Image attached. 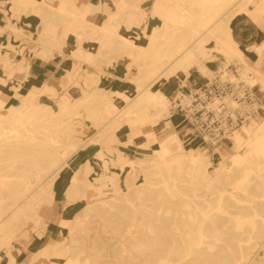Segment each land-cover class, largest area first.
I'll return each instance as SVG.
<instances>
[{
  "label": "bare ground",
  "instance_id": "6f19581e",
  "mask_svg": "<svg viewBox=\"0 0 264 264\" xmlns=\"http://www.w3.org/2000/svg\"><path fill=\"white\" fill-rule=\"evenodd\" d=\"M149 2L151 8L143 11L142 7ZM251 2L255 6L253 12L249 9ZM260 3L261 0L1 2L4 25H0V35L7 34V39L0 43V166L4 164L10 171L18 172L0 174V185L7 190L8 201L4 207L0 205V260L17 264L14 256L20 252L17 249L13 253L16 250L13 242H19L20 235L26 240L32 235L41 239L46 222L34 220L29 224L25 220L38 207L48 209L60 188L64 187L68 206L74 203L76 195L87 204L103 205L106 198L125 190V172L133 168L142 175L166 173L169 180L165 179L164 183L173 187L176 194L187 190L194 195L201 194L197 196L201 206L195 207L198 212L189 214L191 222L186 224L185 234L192 237V242L185 249V255L192 257L190 262L181 264H264L260 254H255L260 246L243 248L239 238L228 237L227 222H224L231 219L226 206L229 199L246 202L232 218L234 229L242 232L248 226L250 233H259V238L264 234V229L258 231L256 223L259 217L264 225V116H256L241 126L232 144L225 145L227 153L222 152V147H216L212 155L199 146L185 147L179 133L170 131L159 140L155 131H146L145 140L136 148L147 150L148 140L158 147L151 149L147 157L142 154L136 160L126 158L118 147V144L133 143V129L122 139L118 135L119 119L111 120L107 129L102 125L124 110L119 117L131 128L139 124L142 128L162 125L171 129L172 105L167 82L173 78L183 88L192 71L212 78L218 73L211 68L214 62L221 72H226L231 61L238 62L239 79L263 91L264 77L253 78L244 49L239 46V30L232 25L240 14L264 13V0ZM263 18L264 14L260 20ZM32 22V30H26L24 27L31 26ZM151 26L154 29L149 34ZM121 27L128 34L123 35ZM27 43L31 44L30 53L61 71L58 78L33 79L27 73L29 65L24 64V59L13 61ZM246 50L259 60L264 52V40ZM114 64L119 66V75L104 69ZM133 70L137 72L133 74ZM111 77L132 84L133 93L125 92L122 87L108 88L106 83ZM161 81H165L164 87H158ZM24 82L30 83L28 88ZM82 116L91 123L93 135L90 137L84 133ZM99 145H105L106 150L97 148ZM35 157L45 164L38 165ZM96 157L100 172L94 171ZM120 159L123 164L114 166ZM19 162L26 166H17ZM210 166H213L211 172ZM251 177L257 178V186H261L257 196L249 192ZM9 179L13 182L9 183ZM79 186L83 187L81 194ZM236 190L251 197L242 201L236 197ZM144 216L139 210L133 212L132 236L142 230ZM86 219L84 209L72 221L58 220L68 228V246L63 242L44 244L32 254L23 243L22 249L27 253L23 264H34L36 257L41 256L64 258L65 264H79L71 256V243L78 241L73 229L78 227L89 236L90 228H84ZM209 238L223 240L222 247L215 251L211 244L201 248ZM164 256H157L155 260L161 264L167 258Z\"/></svg>",
  "mask_w": 264,
  "mask_h": 264
},
{
  "label": "rangeland",
  "instance_id": "374dc122",
  "mask_svg": "<svg viewBox=\"0 0 264 264\" xmlns=\"http://www.w3.org/2000/svg\"><path fill=\"white\" fill-rule=\"evenodd\" d=\"M255 1L258 0H254V2ZM150 8L151 3L149 2L146 3L144 7H142V10L147 11ZM249 9L251 12H253L255 9L254 3L249 5ZM263 14L264 13L262 11L259 12V14H250L251 16L240 14L237 19L232 22V25L235 26L240 20H244L248 26L252 27L254 32L264 35V18L263 20L258 18ZM31 25L34 26L33 22ZM153 29L154 27H149L148 33L152 34ZM120 31L123 35L128 34L124 27H121ZM112 57H115V54H113ZM232 65L236 67L239 76L240 64L238 62L231 61L229 66ZM246 65L249 67L251 66L253 78L257 79L258 77H264V55L263 63L260 69L256 67L254 63L247 62ZM217 66L218 63L214 62L211 65L212 70H214V72H221ZM104 69L109 73L114 72L118 75L120 74L118 73V64H114L112 68L104 66ZM87 70L89 72L93 71L92 69ZM136 72L137 71L135 70L132 71L133 74ZM222 73L225 72L222 71ZM56 74L58 75L56 78H58L61 74V71L58 69ZM110 79L119 80L114 77H111ZM172 79L173 78H171L169 81ZM125 82L126 90L124 91L132 94L133 85L127 81ZM244 82L251 86L248 81ZM60 83H62V81ZM164 83L165 81L159 82L158 87H161ZM59 84L58 93L61 95L62 88ZM176 84L179 85V82L175 81V85ZM169 85L170 86H168L167 89L168 93L172 91V93L169 94V98L172 100L177 90L174 89V85ZM189 86L190 83L186 82L184 88H188ZM24 87L28 88L29 86L24 85ZM109 87H111L110 84ZM257 87L258 86H255V89H258ZM114 88L120 89L121 87L116 85ZM122 112H124V110L118 112L116 115H113V118L105 121L102 125L103 129H107L112 123L111 120L119 119L120 128L118 130V135L122 139L125 137L127 132L133 129L131 130L132 137H134L133 143L118 144V147L122 150L121 153L126 158L136 160L137 158L141 157L142 154L146 155L145 157H147L151 149H156L158 147L157 143L153 144L152 140H148L150 143L147 150H140L139 148H136L145 140L144 132L150 130L156 132L157 139L159 140L170 131L173 133H179L182 135L180 137L185 140V147L199 146L202 149L204 148L208 150V148L202 143L194 142L188 139V133L185 136V134L174 130L173 125H171V129L162 128V125L156 126L154 128L151 126H145L142 128L139 124L131 128L127 126L125 122H123L121 117H119L121 116ZM262 116H264V114H261V117ZM82 119V122L85 125L84 133L88 137L92 136L93 131L91 128H89L91 123L88 122L84 116H82ZM225 145L226 144L220 146L223 148V153L228 152L224 148ZM97 148L106 150L107 147L105 145H99ZM213 150L214 149H209L208 153L212 155ZM35 159L38 165L45 164V162L40 160L39 157H35ZM98 160L99 158H94L95 172L101 171ZM120 161L116 163V165L114 164V166L123 164L122 161ZM214 165H216L215 162H213V166ZM17 166L25 167L26 164L19 162ZM213 166L209 167L210 172L213 170ZM0 167L2 168L0 170V174L2 175H12L18 172L14 170L10 171L8 168L4 167V164H2ZM27 167H30V165H27ZM119 175H117V177ZM118 179L120 178L118 177ZM165 179L169 180L166 176V173H162V175L158 174L156 176L150 173L142 175V173L139 174L133 168H131L125 172V181L127 185L125 190L119 191L111 195L109 198H106L105 204L103 205L98 202H89L87 204L84 199H78L79 196L76 195V200L74 203L68 206L64 199V187L60 188L61 186L59 187L57 185V187L60 188L59 193L57 196H55L48 209L45 207H38L36 208V211H31L28 213L30 215L28 219L25 220L26 223L32 224V221L34 220L45 221L46 229L44 234L41 236V239H36L32 235L29 240H26L25 236L20 235L18 237L19 242H13V246L16 248V250H13V253H16L17 249L20 252L17 256L13 255L16 263L23 264V261L25 260L27 253L24 249H22L24 247L23 243L28 246V250L32 254L37 248L44 244L59 245V243L63 242V244L68 246L70 244L69 238L67 237L68 228L61 226L58 223V220L64 219L66 221H72L75 215L84 209L86 210L87 214L84 228H90L89 236H86L80 228L74 226L73 230L78 241L74 244L71 243V256L78 260L79 264H160V262H157L155 258L162 255H165L164 257L167 258L164 262H161V264H181L184 261L190 262L189 260L192 256H186L185 249L191 244L192 237L185 234V232L188 230L186 224L191 222V219L188 218L189 214L198 212V209L195 207L201 206L200 198H197V196H200L201 194L198 193L197 195H194L188 190L183 194H176L173 187L165 185ZM8 181L9 183L13 182L12 179H9ZM93 184V186L97 188L98 185L95 181H93ZM258 184L259 180L257 178L251 177V185L249 186L250 195L257 196L259 194V189L261 186H257ZM167 189L171 190V193H169ZM78 190L79 194L83 193V187L79 186ZM6 191L7 190L1 188L0 185V205H2V207L8 203V201L5 199L7 195ZM236 197L242 201H246L251 196L243 194L240 190H236ZM245 205L246 202L236 203L232 199H229L228 203H226L227 210L231 214L230 221L228 222L227 219L224 221L227 222L228 237L231 239L239 238L241 240V245L246 249L250 248L252 245L260 246V249L255 252V254H260L259 257L264 260V234L259 238V233H250L248 226H245L242 232H238L234 229V221L232 218L237 213H239V210ZM135 210H139L145 216L142 220V230L135 236H132V217ZM59 213H61V216ZM25 222L22 221V224ZM256 223L258 231L259 229H264V225L261 223L259 217L256 218ZM148 227H150V230H148ZM222 241H214L212 238L205 239L204 243L200 247L205 248L211 244L215 246L213 249L215 251V249L222 247ZM155 243H157L156 249L153 248ZM235 243L236 242L232 243V246H235ZM36 253L39 255V251ZM51 261L54 262V264H65L64 258H46L44 256L36 257L34 264H51ZM0 264L11 263L9 261L5 262L4 260H0Z\"/></svg>",
  "mask_w": 264,
  "mask_h": 264
},
{
  "label": "built area",
  "instance_id": "2783aa9c",
  "mask_svg": "<svg viewBox=\"0 0 264 264\" xmlns=\"http://www.w3.org/2000/svg\"><path fill=\"white\" fill-rule=\"evenodd\" d=\"M174 130L209 149L232 144L235 132L264 114V91L239 79L235 66L188 88H179L172 100Z\"/></svg>",
  "mask_w": 264,
  "mask_h": 264
},
{
  "label": "crops",
  "instance_id": "0c3cea01",
  "mask_svg": "<svg viewBox=\"0 0 264 264\" xmlns=\"http://www.w3.org/2000/svg\"><path fill=\"white\" fill-rule=\"evenodd\" d=\"M6 1L7 0H0V3L1 2H6ZM258 18L260 19V16ZM3 22H4V19L2 18V16H0V25L1 26L4 25ZM235 26H237V29L239 30L237 38H238V41H239V46L242 49H244V54H245L246 61L250 62V63H254L255 66L260 69L261 65L263 63L264 52L260 56V59L257 60V58L253 54H250L249 51L246 50V48L251 46V45H260L262 43V41L264 40V35L257 34L256 32H254L252 27L248 26L244 20H240ZM24 28L26 30H32L33 25H31L29 27H24ZM6 39H7V34L0 35V43H4L6 41ZM23 40H25V39H23ZM30 46H31V44L27 43V45L23 48V52L22 53H16L15 54V56L13 58V61L17 63V62H20L22 59H24V61H25L24 64L25 65H29L27 73L33 79H36V80H47V79H50V78H53V77L56 78V76H58L56 74L57 71H58V68L54 69L53 65L51 63H45L39 57H35L28 50V48ZM0 70H1V66H0ZM118 73H120V72H118ZM205 77L206 76L202 75L201 73H197L195 71H192L191 76L186 80V82L190 83L189 87H191L195 83L201 82L203 80V78H205ZM112 79L108 80V82L106 83V86L108 88H110V89L114 88L117 85V83L121 82V84H119L120 87H122V88H124V90H126L125 82H122V81H119V80H112ZM167 83L174 85L173 87L176 90H178L180 88L179 85H177V84L175 85V81H173V79L171 81L167 82ZM109 84H110L111 87H109ZM24 85L29 86L30 83L29 82H24ZM164 86H165V83L161 87H164ZM171 93H172V91L169 94H171ZM170 123L174 127V125L176 123V117L175 116L170 118Z\"/></svg>",
  "mask_w": 264,
  "mask_h": 264
}]
</instances>
